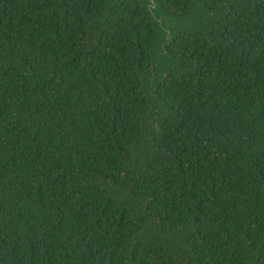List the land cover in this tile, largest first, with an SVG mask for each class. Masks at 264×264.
I'll return each instance as SVG.
<instances>
[{
	"label": "trees",
	"instance_id": "trees-1",
	"mask_svg": "<svg viewBox=\"0 0 264 264\" xmlns=\"http://www.w3.org/2000/svg\"><path fill=\"white\" fill-rule=\"evenodd\" d=\"M0 264H264V0H0Z\"/></svg>",
	"mask_w": 264,
	"mask_h": 264
},
{
	"label": "water",
	"instance_id": "water-1",
	"mask_svg": "<svg viewBox=\"0 0 264 264\" xmlns=\"http://www.w3.org/2000/svg\"><path fill=\"white\" fill-rule=\"evenodd\" d=\"M150 7H154V4H153V3H151V4H150Z\"/></svg>",
	"mask_w": 264,
	"mask_h": 264
}]
</instances>
